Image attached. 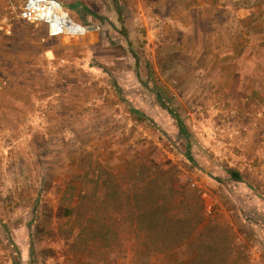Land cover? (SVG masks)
I'll return each mask as SVG.
<instances>
[{
	"label": "rangeland",
	"instance_id": "rangeland-1",
	"mask_svg": "<svg viewBox=\"0 0 264 264\" xmlns=\"http://www.w3.org/2000/svg\"><path fill=\"white\" fill-rule=\"evenodd\" d=\"M25 1L0 0V264L189 262L192 244L168 257L76 245L81 173L119 175L149 151L182 169L206 224L233 227L245 264H264V0H59L80 38L20 20Z\"/></svg>",
	"mask_w": 264,
	"mask_h": 264
},
{
	"label": "trees",
	"instance_id": "trees-1",
	"mask_svg": "<svg viewBox=\"0 0 264 264\" xmlns=\"http://www.w3.org/2000/svg\"><path fill=\"white\" fill-rule=\"evenodd\" d=\"M256 21L252 13L241 23L250 28ZM131 112L139 114L137 120H146L143 112ZM170 114L181 135L188 138L186 123L177 112L171 110ZM154 154L149 151L140 156V161L131 159L119 175L113 172L114 167L102 164L81 173L80 189L71 198L74 205L66 211L79 224L77 247L96 257L134 241L151 255L168 257L192 244L194 256L183 264H245L248 258L242 257L233 227L222 221L206 224L202 197L183 183L182 169ZM186 156L191 159V148ZM230 173L233 180H242L240 173ZM178 199L181 213L174 215Z\"/></svg>",
	"mask_w": 264,
	"mask_h": 264
},
{
	"label": "built area",
	"instance_id": "built-area-1",
	"mask_svg": "<svg viewBox=\"0 0 264 264\" xmlns=\"http://www.w3.org/2000/svg\"><path fill=\"white\" fill-rule=\"evenodd\" d=\"M18 18L25 23L45 28L52 38H80L87 33V29L73 19L59 0H26ZM207 210L212 214L211 206Z\"/></svg>",
	"mask_w": 264,
	"mask_h": 264
}]
</instances>
